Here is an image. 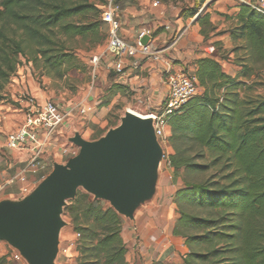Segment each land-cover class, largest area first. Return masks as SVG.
I'll return each mask as SVG.
<instances>
[{"label":"trees","instance_id":"obj_1","mask_svg":"<svg viewBox=\"0 0 264 264\" xmlns=\"http://www.w3.org/2000/svg\"><path fill=\"white\" fill-rule=\"evenodd\" d=\"M196 1L202 6L207 0ZM93 8L52 0H3L1 59L10 61L7 32L18 27L52 69L71 62V56L51 54L47 32L57 29L67 37L96 34L98 22H70ZM235 8L234 15L223 14L231 27L219 33L206 10L199 12L198 7L184 15L195 19L206 42L230 34L233 53L244 57L235 76L225 72L217 57L196 61L193 74L200 93L170 119L168 160L183 183L174 198L179 217L173 229L188 249L182 264H264V96L257 93L264 86V14L244 3ZM8 76L0 66V80ZM113 88L117 94L123 91L121 85ZM106 205L80 193L64 210L79 236L77 264H130L122 237L124 218ZM7 249L0 254V264H17L13 250Z\"/></svg>","mask_w":264,"mask_h":264},{"label":"rangeland","instance_id":"obj_2","mask_svg":"<svg viewBox=\"0 0 264 264\" xmlns=\"http://www.w3.org/2000/svg\"><path fill=\"white\" fill-rule=\"evenodd\" d=\"M2 1L0 0V3ZM52 1L58 4L65 2L68 6L78 4L92 5L94 8L86 16L76 17L70 20V22L74 24L98 22L100 23V29L96 34L84 37H67L59 33L57 29L51 33L48 31L47 34L51 38L52 44L47 48H51V54L71 56V62H64L58 69L49 67L44 58L39 55L38 46H35L23 35L22 29L13 27L7 32L11 40V42L7 43L10 46V49L7 50L10 53V61L6 63V61L1 59L4 55L0 53V66L9 74L6 80H0V156L4 158L7 156L8 166L12 165L14 173L12 172L11 178L16 173L17 167L14 162L15 159L12 156L9 157L8 139L11 134L16 133L24 126L27 107H38L44 102L51 100L59 104L64 111L75 110L69 120L70 126L60 129L58 136L54 137L51 141V144H53L55 139L62 138L59 149L50 153H46V151L50 150L51 145L43 149L41 162L43 161L47 165V170L39 171V174L34 177L33 183H35V187H33V190L53 171L52 164L54 161L62 162L64 165L67 164L70 155L64 154L66 149H77L79 152V148L71 143V139L76 134L81 135L86 141L94 142L104 137L110 130L117 128L129 109L138 112L142 116H146L152 112H157L163 105L162 102L160 107L147 108L143 104L146 89L141 84L136 85L133 90L131 88H123L122 92L118 94L115 92L114 85L120 84H117V79H114L111 75V73L117 72L112 66L108 67V65L112 64V58L106 55L108 42L105 40V35L108 33L109 27L104 23L102 24L101 15V12L108 4L107 0ZM206 2L211 5L209 4V9L204 10V13L212 16L213 20L216 21L215 24L218 26V30L223 32L229 29L232 23L227 21L223 14L234 15L237 12H235L236 8L232 0H207ZM155 3L158 5L154 6ZM237 3L241 2L238 1ZM201 4L198 5L196 0H116L119 15L118 20L122 23V29L129 31L130 28L135 26L136 39L138 28L141 25V27L149 28L154 32V47L162 51V55H164V49L175 44L176 39L180 37V40L184 33V28L174 31L172 18H169L168 21L164 20V15H187L195 8L199 7V10L205 8V3L202 6ZM140 15H146L144 16V20H142ZM156 15H159V18ZM124 35L127 36L128 34L124 32ZM225 38L221 40V46H214L217 40L215 41V37H213L207 42L195 45L194 51H197L196 53L200 51L202 53L206 52L208 55H215L223 64L226 72L230 70L232 71L231 73H234L236 70L237 74L240 71L238 62L244 57L243 53L234 54L233 45L231 46V42H229V45L225 43ZM176 43L178 44L179 41ZM205 48L209 50L205 51ZM15 52L18 53L13 54ZM95 56L102 57L96 70H94L92 65V60ZM145 62L148 61H141V65ZM7 64H9V67L12 64L14 70L9 69ZM101 67H105L106 70L104 69L103 72ZM182 69L192 73L187 66H184ZM236 74L232 75L235 76ZM165 78L167 81V76ZM262 80L264 83V75H262ZM257 93L264 96V86L257 89ZM91 98L93 99L92 101L90 100ZM82 109L86 112L82 113ZM160 171L161 169L159 170V174ZM178 179L182 182L181 178ZM30 192L23 195V197L29 195ZM80 193L89 194L82 188L78 191L77 196ZM89 195L95 199L93 195ZM105 203L111 206L108 202ZM64 214L65 212L62 218L67 225L62 229L60 234V250L56 264H65L67 250L72 245L76 250V243L79 240V236L74 231L71 220ZM123 218L122 237L125 243L131 239V246L128 244L127 247H132L129 251L134 252L135 248L133 245L134 243H138L139 235L137 228L133 224L135 218L134 220L126 217ZM6 248L10 247L4 243H0V254L6 253L8 251ZM12 250L13 254L18 252L14 249ZM77 258L78 253L75 260L76 264ZM131 260V263L134 264L133 258ZM147 262L145 261L143 264ZM17 264H26V262Z\"/></svg>","mask_w":264,"mask_h":264},{"label":"water","instance_id":"obj_3","mask_svg":"<svg viewBox=\"0 0 264 264\" xmlns=\"http://www.w3.org/2000/svg\"><path fill=\"white\" fill-rule=\"evenodd\" d=\"M71 143L79 148L76 157L66 165L54 164L29 195L0 202V241L18 251L26 264H56L67 225L64 209L81 188L132 220L156 194L164 153L152 119L127 111L121 124L99 140L76 134Z\"/></svg>","mask_w":264,"mask_h":264},{"label":"crops","instance_id":"obj_4","mask_svg":"<svg viewBox=\"0 0 264 264\" xmlns=\"http://www.w3.org/2000/svg\"><path fill=\"white\" fill-rule=\"evenodd\" d=\"M237 2V0H232L234 7L237 5ZM209 4L206 2L204 4L205 8H202L200 12L209 9L208 6L211 5ZM236 11L237 9H235V12ZM144 16L146 15H140L142 20H144ZM156 16L159 18V15ZM164 16V20L167 21L169 18H172L174 31L177 29L182 30L184 28V33L179 40V43H176L177 45L172 44L164 49L163 60L161 62L152 63L148 61L143 63L138 70L128 68L122 74L111 73L112 77L117 79V82H115L120 84L123 88H131L133 90L136 85H144L146 95L145 100H143V104L150 109L160 107L168 95L169 89L165 77L168 75L167 73L169 70L182 69L184 66H187L192 73H195L196 61L206 57L216 58L215 55H208L206 52L202 53L198 51V53H196L197 51H194L195 45L205 42L204 38L200 35V27L195 23V19L186 18L184 15ZM211 21L214 25H216V21L213 20L212 16ZM119 23L122 36L129 41H133L135 39V26L130 28L129 31H124V29H122V23L120 21ZM141 26L138 28L137 32L144 28ZM124 32L128 35L125 36ZM219 32L220 31L217 29L216 33ZM223 38H225L224 42L228 45L229 42H231V46L233 45L234 48V43L230 38V34L216 36L215 41L217 40L216 42H221ZM208 50L209 49L205 48V51ZM192 64L194 65L192 66ZM221 65L223 67L222 63ZM110 66H112V64L108 65L109 68ZM104 69L106 70L105 67H101L103 72ZM231 72L232 71L229 70L227 73L233 75L236 74V70L234 73ZM90 100L92 101L93 99L91 98ZM128 111H133L139 114L132 109H129ZM68 127L69 126H66L65 128ZM58 133L55 137L58 136ZM61 139L62 138H57L54 140L53 144L50 143V150H47L46 153L59 149ZM8 150L10 151L9 157L12 156L13 159H15L14 162L17 167L15 174L17 175L28 165L30 158L32 157L33 150L31 148H24L20 150L21 152L11 151L10 149ZM66 151L67 149L64 151V154ZM6 157L4 158L0 156V188L8 183L13 172L12 165L10 164L8 166ZM71 158L74 157L70 156V159ZM41 163L45 167L44 171L47 170V165L43 161ZM54 164L63 163L54 161L52 165L54 166ZM38 174L39 173L28 174L26 183L18 181L14 185L6 186V188L0 193V202L3 200L18 201L22 199L23 195H25L22 190L26 187H30V189L33 190V187H35V183H33L35 179L34 177ZM182 185V182L180 179L176 178L173 170L161 168L154 198L135 214V221L133 224L137 228L139 235L138 243H134L133 245L135 248L133 251L135 253L129 251L127 255V261L130 264H132V258L134 264H143L145 261H148L146 264H154L155 262H162L164 264H182V258L188 253V249L185 247V242L182 238L175 237L173 235V229L179 217L177 206L174 203V198ZM126 244L131 246V239L126 241ZM129 246L128 249H131L132 247ZM76 257L77 253L72 245V247H70L66 252L65 264H76Z\"/></svg>","mask_w":264,"mask_h":264},{"label":"built area","instance_id":"obj_5","mask_svg":"<svg viewBox=\"0 0 264 264\" xmlns=\"http://www.w3.org/2000/svg\"><path fill=\"white\" fill-rule=\"evenodd\" d=\"M241 3L249 5L252 9L264 14V0H238ZM108 4L102 13V22L109 29L107 33V50L106 55L112 58V68L117 73H123L126 69H138L141 61L161 62L163 60L162 51L154 47V32L149 28H142L138 32V36L133 41H129L122 36L120 23L118 20V8L116 0H107ZM158 4L155 3L154 6ZM149 38L144 43L145 38ZM176 39V42L179 41ZM175 42V44H176ZM102 57L95 56L92 60L94 70L97 69ZM168 95L157 112L146 115V119H152L157 141L163 149V161L161 168L173 170L168 160L171 153L169 144L170 138V119L193 97L200 93L199 81L196 75L184 69L169 70L167 73ZM74 109L64 111L62 107L49 100L38 107H27L26 119L24 126L9 136L8 148L13 151H20L24 148L33 150L32 158L26 168L11 178L8 183L0 188V193L6 186L13 185L15 181L26 183L27 175L37 174L44 170L41 163L43 149L48 146L60 129L70 126ZM82 113L86 111L81 110ZM65 154L76 157L79 152L75 150H67ZM30 187L22 190L23 194H28ZM15 263H24L23 258L18 252L13 254Z\"/></svg>","mask_w":264,"mask_h":264},{"label":"bare ground","instance_id":"obj_6","mask_svg":"<svg viewBox=\"0 0 264 264\" xmlns=\"http://www.w3.org/2000/svg\"><path fill=\"white\" fill-rule=\"evenodd\" d=\"M129 112L132 113V114H134V115H136V116H138V117H140V118H143V119L146 118L145 116H141V115H139V114H137V113H135V112H133V111H129Z\"/></svg>","mask_w":264,"mask_h":264}]
</instances>
